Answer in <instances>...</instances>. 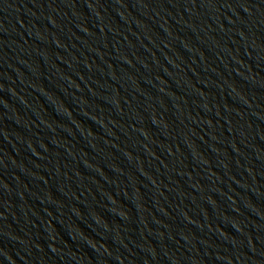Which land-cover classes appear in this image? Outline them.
Masks as SVG:
<instances>
[{
	"label": "water",
	"instance_id": "1",
	"mask_svg": "<svg viewBox=\"0 0 264 264\" xmlns=\"http://www.w3.org/2000/svg\"><path fill=\"white\" fill-rule=\"evenodd\" d=\"M0 264H264V0H0Z\"/></svg>",
	"mask_w": 264,
	"mask_h": 264
}]
</instances>
